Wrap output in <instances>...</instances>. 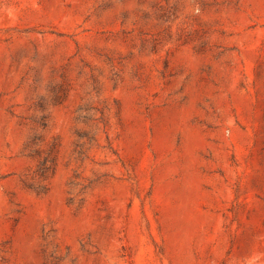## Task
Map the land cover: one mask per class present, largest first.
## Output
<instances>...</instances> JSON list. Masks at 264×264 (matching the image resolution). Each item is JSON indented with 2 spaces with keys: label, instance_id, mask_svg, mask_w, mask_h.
Returning a JSON list of instances; mask_svg holds the SVG:
<instances>
[{
  "label": "rangeland",
  "instance_id": "obj_1",
  "mask_svg": "<svg viewBox=\"0 0 264 264\" xmlns=\"http://www.w3.org/2000/svg\"><path fill=\"white\" fill-rule=\"evenodd\" d=\"M0 264H264V0H0Z\"/></svg>",
  "mask_w": 264,
  "mask_h": 264
}]
</instances>
